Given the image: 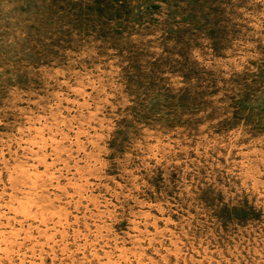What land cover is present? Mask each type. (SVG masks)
<instances>
[{"label": "rangeland", "instance_id": "rangeland-1", "mask_svg": "<svg viewBox=\"0 0 264 264\" xmlns=\"http://www.w3.org/2000/svg\"><path fill=\"white\" fill-rule=\"evenodd\" d=\"M0 264H264V0H0Z\"/></svg>", "mask_w": 264, "mask_h": 264}, {"label": "bare ground", "instance_id": "bare-ground-1", "mask_svg": "<svg viewBox=\"0 0 264 264\" xmlns=\"http://www.w3.org/2000/svg\"><path fill=\"white\" fill-rule=\"evenodd\" d=\"M52 155V154H51ZM59 165V164H58ZM25 167V166H24ZM23 168V167H22ZM26 169V168H25ZM20 170H21V168H20ZM56 170V169H55ZM33 172V171H32ZM36 172H37V170H36ZM34 173V172H33ZM22 175V174H21ZM24 175V174H23ZM41 175V174H40ZM27 177V176H26ZM40 179V178H39ZM30 180H31V178H30ZM52 181V180H51ZM45 185V184H44ZM25 186V185H24ZM32 186V185H31ZM24 188V187H23ZM10 194V193H9ZM20 200V199H19ZM23 201V200H22ZM2 207V206H1ZM15 207V206H14ZM18 208V207H17ZM16 210V209H15ZM27 215V214H26ZM50 215V214H49ZM28 216V215H27ZM8 217V216H7ZM14 217V216H13ZM29 217V216H28ZM60 218V217H59ZM159 218V217H158ZM45 219V218H44ZM65 222V221H64ZM36 225V224H35ZM34 225V226H35ZM37 226V225H36ZM39 226V225H38ZM56 230V229H55ZM18 232V231H17ZM25 232V231H24ZM60 232V231H59ZM26 237V236H25ZM11 241V240H10ZM4 249V248H3ZM123 255V254H122Z\"/></svg>", "mask_w": 264, "mask_h": 264}]
</instances>
